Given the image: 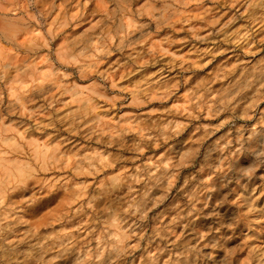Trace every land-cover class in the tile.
Here are the masks:
<instances>
[{
    "label": "rangeland",
    "instance_id": "1",
    "mask_svg": "<svg viewBox=\"0 0 264 264\" xmlns=\"http://www.w3.org/2000/svg\"><path fill=\"white\" fill-rule=\"evenodd\" d=\"M0 264H264V0H0Z\"/></svg>",
    "mask_w": 264,
    "mask_h": 264
}]
</instances>
